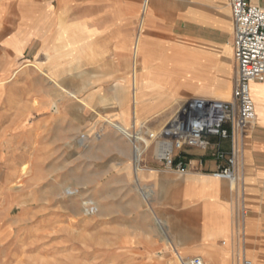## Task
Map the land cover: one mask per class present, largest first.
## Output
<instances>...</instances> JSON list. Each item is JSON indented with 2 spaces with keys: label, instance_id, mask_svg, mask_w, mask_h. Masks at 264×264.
<instances>
[{
  "label": "crops",
  "instance_id": "obj_1",
  "mask_svg": "<svg viewBox=\"0 0 264 264\" xmlns=\"http://www.w3.org/2000/svg\"><path fill=\"white\" fill-rule=\"evenodd\" d=\"M251 1L264 8V0ZM28 6L0 0L2 77L32 47L34 56L46 57L50 80L66 90L79 81L70 92L88 106L79 113L69 101L62 104L59 124L81 133L105 129L111 145L98 173L146 191L156 224L181 257L264 264V81L250 85L256 119L242 136H212L207 149L186 146L170 167L146 156L139 179L136 155L118 144L120 123L163 128L181 100L232 98L238 62L231 0H32ZM232 149L245 151L235 182L214 176L225 164L216 153Z\"/></svg>",
  "mask_w": 264,
  "mask_h": 264
},
{
  "label": "rangeland",
  "instance_id": "obj_2",
  "mask_svg": "<svg viewBox=\"0 0 264 264\" xmlns=\"http://www.w3.org/2000/svg\"><path fill=\"white\" fill-rule=\"evenodd\" d=\"M26 4L31 9L32 0ZM45 61L29 47L8 76L0 72V264H181L145 203L146 191L98 173L111 145L105 129L81 133L59 124L62 104L74 103L46 76ZM79 88L78 81L67 90ZM118 126L132 134L130 141L120 133L122 152L148 147L136 164L139 179L145 157L158 149L149 135L162 125Z\"/></svg>",
  "mask_w": 264,
  "mask_h": 264
},
{
  "label": "built area",
  "instance_id": "obj_3",
  "mask_svg": "<svg viewBox=\"0 0 264 264\" xmlns=\"http://www.w3.org/2000/svg\"><path fill=\"white\" fill-rule=\"evenodd\" d=\"M231 6L238 62L232 98L221 100L190 97L179 102L166 125L158 133L149 135L158 144V161L169 167L173 164L176 151L186 146L207 149L212 136L235 139L242 136L256 119L250 85L254 81H264V8L251 0H231ZM244 155V150L218 151L217 158L225 161V164L214 176L235 182L237 161ZM177 170H185L183 162L178 164ZM181 259V264H204L200 257ZM243 264H251V261L245 258Z\"/></svg>",
  "mask_w": 264,
  "mask_h": 264
},
{
  "label": "bare ground",
  "instance_id": "obj_4",
  "mask_svg": "<svg viewBox=\"0 0 264 264\" xmlns=\"http://www.w3.org/2000/svg\"><path fill=\"white\" fill-rule=\"evenodd\" d=\"M140 46V45H139ZM137 48V47H136ZM137 50V49H135ZM138 51V50H137ZM136 51V52H137ZM138 53V52H137ZM136 57V56H135ZM137 59V58H136ZM136 61V60H135ZM225 62V61H224ZM227 62V61H226ZM224 65V64H223ZM226 66V65H224ZM135 72V71H134ZM47 76L48 77H52L50 76L48 73H47ZM119 83V82H118ZM218 83V82H217ZM224 84V83H223ZM57 86H58V91L68 99H70L71 101H73L74 103V106L76 107L77 111H80L81 109H85L87 106H88V103L87 102H84V101H81L78 96L76 95V93H72L68 90H66L63 85L57 81ZM225 86V85H224ZM219 88V87H218ZM214 95V94H213ZM215 97V95H214ZM118 131L125 137L128 138V140H132V134H131V131L130 129H128L127 127H124V126H118L117 127ZM137 139V138H136ZM79 141L80 143H84V138H79ZM140 144V143H139ZM148 147H144L142 146L141 144L139 146H136L135 150L134 151V154L137 156V161H139V157H141L143 155V153H145V151L147 150ZM158 150V149H157ZM245 152V151H244ZM142 158V157H141ZM169 177V176H168ZM157 181V180H156ZM166 179H162V180H158V186L159 187H163L165 186L166 184ZM69 192V195L73 196L75 194V191L69 189L68 190ZM88 212L91 213L90 209L87 210ZM182 260V259H181Z\"/></svg>",
  "mask_w": 264,
  "mask_h": 264
}]
</instances>
